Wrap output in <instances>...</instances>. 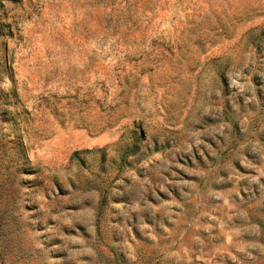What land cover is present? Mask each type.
I'll return each instance as SVG.
<instances>
[{"label":"rangeland","instance_id":"rangeland-1","mask_svg":"<svg viewBox=\"0 0 264 264\" xmlns=\"http://www.w3.org/2000/svg\"><path fill=\"white\" fill-rule=\"evenodd\" d=\"M0 264H264V0H0Z\"/></svg>","mask_w":264,"mask_h":264}]
</instances>
